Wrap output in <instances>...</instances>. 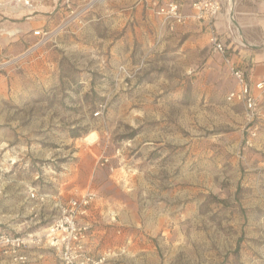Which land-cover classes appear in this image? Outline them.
I'll return each instance as SVG.
<instances>
[{"label":"rangeland","instance_id":"obj_1","mask_svg":"<svg viewBox=\"0 0 264 264\" xmlns=\"http://www.w3.org/2000/svg\"><path fill=\"white\" fill-rule=\"evenodd\" d=\"M100 2L64 6L58 23L38 29L56 34L42 44L32 34L23 52L0 60V75L9 72L0 231L40 237L21 250L25 260L0 254V264H65L46 229L58 204L86 193L93 200L76 221L88 226L81 255L96 264H264V119L249 125L243 104L227 100L239 87L204 27L169 30L143 8L139 21L98 40L87 21ZM252 4L233 1L216 20L235 67L240 49L264 50V26L237 13ZM57 44L63 55L44 52ZM57 55L59 84L49 87ZM250 88L264 110V92Z\"/></svg>","mask_w":264,"mask_h":264},{"label":"built area","instance_id":"obj_2","mask_svg":"<svg viewBox=\"0 0 264 264\" xmlns=\"http://www.w3.org/2000/svg\"><path fill=\"white\" fill-rule=\"evenodd\" d=\"M23 1L25 0H5L3 4H0V8L14 11L15 9L22 8L21 2ZM73 1L74 0H64L66 8H69ZM140 1L143 7L155 14L160 19L162 26H165L169 30H173L177 26L188 23H196L204 27L212 51L222 58L239 87L237 91L228 94L227 100H237L243 104L245 117L249 125H253V122L257 119H264V110L260 109L258 106L256 97L252 94L250 86L245 81L244 72L233 65L228 55L227 48L218 35L216 20L222 10V3L220 0ZM186 2L189 6V12L184 10ZM25 6L32 7L29 3H25ZM228 30H230V28H228ZM57 31L58 29L51 32L36 30L33 31L32 34L39 37V43L42 44L52 37V35L56 34ZM255 89L259 92H264V81L256 83ZM99 114L100 112H96L94 115L98 116ZM250 135L255 136L254 129H251ZM93 197V194L86 193L79 198L69 200L67 204H58L57 209L60 217L46 229L45 236L49 237L50 244L61 252L62 260L65 264H96L91 261L89 257L81 255L83 250L81 241L86 235L88 226L79 225L76 221L78 214L91 203ZM29 198L43 201V197L41 196L39 198L33 191L30 192ZM39 242V236L37 238H33L31 235L22 237L0 231V254L10 255L13 261H23L26 258L20 255L21 250L28 247L30 244Z\"/></svg>","mask_w":264,"mask_h":264},{"label":"crops","instance_id":"obj_3","mask_svg":"<svg viewBox=\"0 0 264 264\" xmlns=\"http://www.w3.org/2000/svg\"><path fill=\"white\" fill-rule=\"evenodd\" d=\"M220 1L226 14H229L232 2L237 0ZM250 1L254 2L251 7L243 10L242 13L237 12V10L236 12L245 15L248 18V24L264 26V0ZM3 2L5 0H0V4H3ZM25 3H29L32 7L25 6ZM99 4L94 10V15H91L87 21L90 35H94V38L98 40L103 38L101 34L104 36L103 40H105L107 35L117 26H120L122 31L125 26H128L130 21L134 19L139 21L141 10L144 8L140 0H101ZM131 4H135V13L132 16L130 13ZM21 5L22 8L17 11H8L0 8V60L23 52L28 44L36 40L32 36L33 31L43 27H52L58 23L65 13L64 0H25L21 2ZM227 5L228 7L225 8ZM184 10L186 12L190 11L187 2ZM97 25L105 26L104 33L95 29ZM92 26H94L93 29L91 28ZM74 33L77 38H81V36L85 35V30L77 29ZM56 47L57 49L53 50L55 46H48L44 52H55L63 55L64 44H57ZM238 56L239 60L236 67L246 74V81L251 87L258 82L264 81V50L254 48L240 49ZM56 57L55 67L53 63L47 64L48 68L45 73L47 74L45 80L47 84L45 85L49 87L58 86L59 84V57L58 55ZM49 65L53 68H49ZM8 76L9 72L5 75H0V91L3 90ZM94 235L95 232L91 230L85 243L87 253L94 249ZM21 253L23 254L24 251H21Z\"/></svg>","mask_w":264,"mask_h":264},{"label":"bare ground","instance_id":"obj_4","mask_svg":"<svg viewBox=\"0 0 264 264\" xmlns=\"http://www.w3.org/2000/svg\"><path fill=\"white\" fill-rule=\"evenodd\" d=\"M101 1V0H100ZM18 9H15L14 11H17ZM89 135V134H88ZM88 137L89 136H86L84 139H83V141H87V139H88Z\"/></svg>","mask_w":264,"mask_h":264}]
</instances>
